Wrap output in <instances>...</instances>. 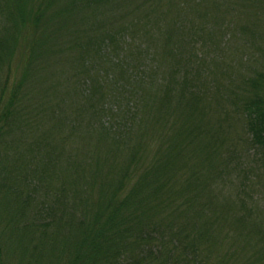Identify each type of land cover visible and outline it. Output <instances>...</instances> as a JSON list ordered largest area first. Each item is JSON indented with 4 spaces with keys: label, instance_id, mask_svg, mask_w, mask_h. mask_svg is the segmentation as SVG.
Masks as SVG:
<instances>
[{
    "label": "trees",
    "instance_id": "trees-1",
    "mask_svg": "<svg viewBox=\"0 0 264 264\" xmlns=\"http://www.w3.org/2000/svg\"><path fill=\"white\" fill-rule=\"evenodd\" d=\"M261 45L264 0H0V264H264Z\"/></svg>",
    "mask_w": 264,
    "mask_h": 264
},
{
    "label": "rangeland",
    "instance_id": "rangeland-1",
    "mask_svg": "<svg viewBox=\"0 0 264 264\" xmlns=\"http://www.w3.org/2000/svg\"><path fill=\"white\" fill-rule=\"evenodd\" d=\"M158 13H154L151 12V16H156L161 14V15H165L166 14V10L165 9H158L157 11ZM160 15V16H161ZM264 45H261L260 48H263ZM230 48H233L232 50H228L227 52H225V49H221L222 53L216 54L217 56L215 57V60L217 61V63L220 61L221 63H219L220 65L219 68L217 69L216 66H211L209 69H211V71L213 73H219L220 70H222V75H224L225 79L228 80V77H232L233 75H239L240 73L243 74L242 72L245 73L244 69H239L238 67V59L242 58V56L248 57V55H245L250 48L248 47L247 52H243L242 49L239 51H236V49H234L233 46H231ZM229 48V49H230ZM251 52L253 53L254 51L251 50ZM224 54V55H223ZM236 54V56H235ZM237 58V60H236ZM225 63H228L226 65H223ZM226 69H228V71H225ZM225 71V72H224ZM264 182V179H263ZM263 207V206H262Z\"/></svg>",
    "mask_w": 264,
    "mask_h": 264
}]
</instances>
